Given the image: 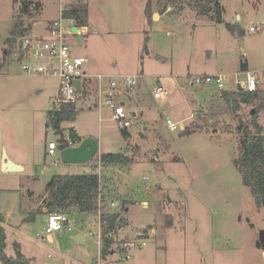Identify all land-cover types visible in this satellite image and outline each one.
Wrapping results in <instances>:
<instances>
[{"label": "rangeland", "instance_id": "obj_1", "mask_svg": "<svg viewBox=\"0 0 264 264\" xmlns=\"http://www.w3.org/2000/svg\"><path fill=\"white\" fill-rule=\"evenodd\" d=\"M35 1L43 11L28 34L51 37L61 19L72 29L63 8L76 0ZM85 1L88 29L66 34V43L74 55L87 59L82 66L87 74L140 76L131 92L117 93L132 120L130 135H123L108 106L96 105L95 78L78 104L81 113L64 126L66 131L74 126L83 139L96 138L98 152L85 163L64 162L59 149L54 157L48 154L49 142L59 139L46 126L59 94L58 79L22 69L19 41L12 50L7 40L23 0H0V210L7 253L15 255L19 243L31 264H264V209L242 182L233 132L239 116L248 119L252 107H264V30L250 31L264 24V0H220L222 22L198 14L191 0ZM149 3L156 13L151 20ZM228 23L242 33L231 31ZM247 71L257 78L260 97L239 110L222 99L215 85L191 84L193 76L223 73L229 77L225 89L232 90ZM159 84L172 89L169 102L155 98ZM167 118L183 122L184 129L171 130ZM260 121L264 124L262 112ZM199 124L211 132L197 131ZM109 152L136 160L103 166L100 156ZM5 153L23 168L4 170ZM93 171L109 191L108 201L115 202L112 208L127 202L123 213L129 224L116 239L134 242L129 258L117 245L101 258L100 228L91 216L72 213L73 230L53 233V241L45 234L42 200L49 179ZM87 224V244L75 243L73 234Z\"/></svg>", "mask_w": 264, "mask_h": 264}, {"label": "trees", "instance_id": "obj_2", "mask_svg": "<svg viewBox=\"0 0 264 264\" xmlns=\"http://www.w3.org/2000/svg\"><path fill=\"white\" fill-rule=\"evenodd\" d=\"M190 5L200 15H207L217 22L224 20V8L220 0H191ZM182 8L184 6H180L179 10ZM42 11L43 4L40 1L23 0L21 13L15 23L11 36L7 40L12 50L15 49L18 38L31 31L32 20L37 18V16H41ZM146 13L148 19L151 20L154 12L151 10L150 3L147 5ZM63 14L66 18L72 19L77 27L88 26L89 10L85 0L70 1L63 9ZM25 16L27 20L24 18ZM228 27L233 32L242 33L237 24L228 23ZM145 49H147L146 46ZM244 68L247 70L246 63H244ZM92 88L90 85L84 84V88L81 90L83 91L81 99L82 97L85 98ZM94 89L96 88L94 87ZM221 97L226 102H233V108L239 110L243 105L250 106L255 103L260 97V91L258 89L253 91L247 89L239 90L236 87L232 90H222ZM263 108L262 105L252 107L248 119L239 116V122L233 130L237 136V156L234 162L241 173L243 184L251 189L255 204L260 209H264V124L260 121V113H263ZM81 111L82 107L76 103L70 102L61 106L54 104L47 112L46 126L57 134L61 133L66 129L64 124L75 121ZM227 127L229 128V126ZM183 131H187L188 133L190 129L187 128ZM197 131L211 132L203 124L197 126ZM229 131L231 132L232 130ZM122 132L126 137L130 135L127 129H122ZM68 135L72 138L73 144L83 139L72 126L68 128ZM215 135H218V133H215ZM70 145V141L65 138L59 142L60 149H64ZM135 160V158L124 154V152L102 153L100 156V162L103 166ZM103 185L100 174L95 171L80 174H54L46 184L43 206L48 214L59 211L69 214L79 213L87 217L91 216L95 221H98L101 199L103 212L101 215L100 255L102 259H107L117 247L122 249L121 242L127 241H117L116 236L120 230L128 226L129 220L123 213L126 210L127 202H124L120 209L112 208L111 203L114 201H108L110 194ZM7 238V228L4 225L3 213L0 210L1 263L31 264V258L22 252L19 243H15V255L7 253Z\"/></svg>", "mask_w": 264, "mask_h": 264}, {"label": "built area", "instance_id": "obj_3", "mask_svg": "<svg viewBox=\"0 0 264 264\" xmlns=\"http://www.w3.org/2000/svg\"><path fill=\"white\" fill-rule=\"evenodd\" d=\"M65 8V6H64ZM63 8V9H64ZM71 20L72 29L67 30L66 25L62 19L59 22H55V27L51 37H44L41 35L26 34L19 37V58L21 61L22 69L27 73L32 74H51L57 77L59 83V94L54 104L61 106L65 103H81V90L86 85L93 82L96 78L97 83L93 82L96 88V105L108 106L113 114V120L118 123L121 129H127L131 126L132 120L128 109L124 102L119 101L117 93L119 89L123 90V93H129L133 90L134 86L138 82L139 75L134 74H87L82 69V66L87 62V59L83 56L74 55L71 48L66 43V34H75L78 32L73 30L74 21ZM264 30V24H258L250 26V31L260 32ZM108 78V82L104 83L105 78ZM229 81V77L223 73L215 74H203L193 76L191 78L192 85L212 84L218 89L224 90L225 83ZM238 84H241L243 89L256 90L258 80L250 72L247 71V78L245 81L238 80ZM172 94V89L159 84L154 90V96L160 101L168 102L169 97ZM264 114V108H263ZM167 124L173 131L178 129H184L183 122L174 121L171 118H167ZM74 127V126H72ZM75 130H77L74 127ZM58 142L50 141L48 147V154L52 157L55 156L57 149L59 148V142L64 138L70 141V146L76 145L79 141L73 144L72 138L68 135V131L58 133ZM69 147V146H68ZM58 164L57 160L53 162ZM111 205H115L112 202ZM102 200L100 199V209L98 212V226L100 228L99 243H101V215H102ZM65 230H73L72 217L67 212H51L47 217V224L45 226V234L50 235L53 233H61ZM146 244L143 241L139 244V247ZM101 245V244H100ZM131 246H134L132 241L121 242V247L124 250L123 254L129 258L131 255L128 250Z\"/></svg>", "mask_w": 264, "mask_h": 264}, {"label": "water", "instance_id": "obj_4", "mask_svg": "<svg viewBox=\"0 0 264 264\" xmlns=\"http://www.w3.org/2000/svg\"><path fill=\"white\" fill-rule=\"evenodd\" d=\"M73 30L77 31L78 27L74 26ZM242 69L245 70L244 64H242ZM238 89L239 90L243 89L241 84H238ZM186 133L187 131L182 132V134H186ZM98 149H99V143L97 139L92 136H88L84 138L82 141H79L76 145L61 149L60 155L62 157V160L67 163H85L90 161L96 155ZM22 168H23L22 166L10 160L7 157L6 153L3 155L4 170L11 171V170H20ZM84 235L85 234L83 232L77 233L74 236V239L77 240L78 242H82V238H84Z\"/></svg>", "mask_w": 264, "mask_h": 264}, {"label": "crops", "instance_id": "obj_5", "mask_svg": "<svg viewBox=\"0 0 264 264\" xmlns=\"http://www.w3.org/2000/svg\"><path fill=\"white\" fill-rule=\"evenodd\" d=\"M70 2V1H69ZM68 2V3H69ZM172 10H174V9H172ZM171 11V10H170ZM155 13V12H154ZM239 17H240V15H239ZM84 28V30H87L88 28L87 27H83ZM80 39V38H79ZM123 74V73H122ZM124 74H126V73H124ZM118 75H120V74H118ZM170 99V98H169ZM168 102H169V100H168ZM134 115H136V112H134ZM78 132V131H77ZM79 134V133H78ZM79 135H81V134H79ZM43 201H44V199L42 200V203H43ZM45 213H46V209H45ZM47 217H48V213H46V219H45V223L47 224ZM87 229H89V226H88V224L87 225H85L84 227H82L81 229H78V230H76L75 231V233L73 234V240H74V242L75 243H77V244H79L78 242H77V240H75L74 239V236L77 234V233H80V232H83L85 235H84V238H82V242H85L86 244H87V241H88V234H86L85 233V231L87 230ZM57 235H60L59 233L57 234ZM54 240V236L52 235V234H50L49 236H48V241H53ZM83 245V244H82ZM100 251H101V247H100ZM25 254V253H24ZM26 255V254H25ZM27 256V255H26ZM30 258V257H29Z\"/></svg>", "mask_w": 264, "mask_h": 264}]
</instances>
